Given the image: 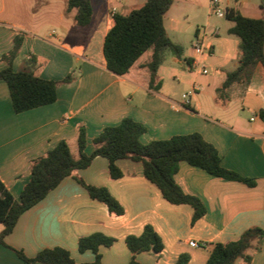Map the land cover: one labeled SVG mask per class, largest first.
<instances>
[{
    "label": "crops",
    "instance_id": "obj_1",
    "mask_svg": "<svg viewBox=\"0 0 264 264\" xmlns=\"http://www.w3.org/2000/svg\"><path fill=\"white\" fill-rule=\"evenodd\" d=\"M210 2L173 0L164 24L172 41L182 46L183 54L181 58L164 54L158 70L162 86L155 91L149 88L150 73L145 67L150 51L123 76L107 69L103 55L105 36L114 26L112 10L128 14L145 1L130 5L128 0H91L92 20L80 27L74 21L76 11H67L68 0H0V71L8 66L3 55L11 50L20 33L24 40L13 61L14 70L33 56L34 72L42 78L60 80L74 68L79 72L75 81L58 87L55 103L21 113L13 110L8 85L0 80V179L15 198H20L30 180L34 159L44 156L63 139L77 156L76 139L81 126L87 133L85 151L91 154L93 141L102 130L118 125L125 117L146 126L141 136L144 144L199 132L217 148L224 167L257 180L255 187H249L181 162L175 176L177 183L207 208L206 215L193 224V208L168 202L160 189L146 179L141 163L119 160L123 176L114 180L108 160L97 156L89 167L66 177L20 216L5 238L7 246L0 245V264H28L13 249L33 258L41 250L55 247L67 249L77 263L92 262L93 252H80L78 241L98 232L116 239L111 247L100 248L102 263L129 264L132 254L125 239L142 234L146 225L153 226L160 235L164 249L139 254L141 264H175L182 254L190 255L188 264H207L212 244L237 240L253 226L264 229V122L259 117L264 108V66L257 65L248 85L235 84L224 99H218L217 90L227 73L238 65L239 40L228 34L233 25L229 20L226 35H222L221 27L212 21ZM234 2L230 5L222 0L221 6L225 11L239 10L249 18L264 17L261 0ZM123 7L127 8L125 13ZM200 8L208 13L202 22L205 44L213 50L209 56H198L193 49L200 25L188 20ZM51 26L54 27L49 31ZM85 29L88 30L83 36ZM191 64L197 69L206 65L209 73L193 70ZM175 81L184 86L181 94L172 84ZM194 85L201 90L185 104L183 94ZM78 178L107 187L123 206L124 214L110 215L105 204L92 199ZM2 230L0 223V233ZM192 241L199 246H191ZM235 264L247 263L238 259ZM250 264H264V242Z\"/></svg>",
    "mask_w": 264,
    "mask_h": 264
},
{
    "label": "trees",
    "instance_id": "obj_2",
    "mask_svg": "<svg viewBox=\"0 0 264 264\" xmlns=\"http://www.w3.org/2000/svg\"><path fill=\"white\" fill-rule=\"evenodd\" d=\"M172 4L173 0H146L142 6L132 9L128 14L116 13L113 16L114 26L106 34L103 44V55L110 72L119 76L127 74L150 51V59L145 64L150 73L149 88L160 90L162 81L158 78V70L163 64L165 51L171 50L177 58L183 54L182 46L172 41L164 24L165 14ZM261 7L264 10V0H261ZM72 10L76 11L74 21L77 26L90 24L93 14L91 0H68L67 11ZM225 17L233 24L228 34L239 40V59L236 69L227 73L222 87L217 90L219 100L226 97L227 90L233 85H248L257 65L264 66V17L249 18L236 9H228ZM23 40V34L15 36L13 47L2 57L8 66L0 71V80L8 85L16 113L55 103L58 87L72 83L79 76L78 68H74L60 80L42 78L34 72L33 56L19 70H14L13 61L21 51ZM259 117L264 122V108L259 111ZM146 131L144 124L125 117L118 125L105 127L93 141V152L87 154V133L85 127L81 126L76 139L78 155L72 153L69 142L63 139L44 156L34 159L31 162L30 180L19 199L0 179V223L3 225L0 245L7 246L5 238L11 234L25 211L39 203L66 177L89 167L97 156L108 160L110 177L114 180L123 176L117 164L119 160L130 159L141 163L146 179L160 189L168 202L174 205L186 204L193 208V224L206 215L207 208L201 199L185 193L177 183L175 176L181 162L249 187L257 184L255 178L224 167L217 148L199 132L174 135L169 139L144 144L141 136ZM78 181L92 199L105 204L110 215L124 214L123 206L107 187L88 184L81 178ZM115 241V238L99 232L80 238L79 251H91L95 256L88 263H77L70 252L62 247L41 250L33 258L27 257L21 250H13L28 264H103L100 248L111 247ZM263 242L264 229L250 227L237 240L212 244L207 264H235L238 259L250 264L253 255L261 251ZM125 243L132 254L129 264H141L137 257L143 252L160 253L164 249L162 238L151 225H146L140 235L127 236ZM189 260L190 255L182 254L175 264H188Z\"/></svg>",
    "mask_w": 264,
    "mask_h": 264
},
{
    "label": "built area",
    "instance_id": "obj_3",
    "mask_svg": "<svg viewBox=\"0 0 264 264\" xmlns=\"http://www.w3.org/2000/svg\"><path fill=\"white\" fill-rule=\"evenodd\" d=\"M221 2H222V0H211V2H210V14H215L218 17H225L226 16V11L223 10V8L221 6ZM115 14H116V8H114L112 10V15L114 16ZM205 36H206V32H205L204 28H200L197 30V34H196V37H195V40L193 43V49H194L195 54H197L198 56H202V55L209 56V55L213 54L212 48L207 47L205 44V41H204ZM189 67L193 70H198L202 74H208L209 73V69L206 65H202L199 68L200 70L197 69L195 67V65H193V64H191ZM199 90H201V87L194 85L187 93H184L183 94L184 103L189 104L191 95L196 94ZM190 245L193 247L199 246L194 241L190 242Z\"/></svg>",
    "mask_w": 264,
    "mask_h": 264
},
{
    "label": "rangeland",
    "instance_id": "obj_4",
    "mask_svg": "<svg viewBox=\"0 0 264 264\" xmlns=\"http://www.w3.org/2000/svg\"><path fill=\"white\" fill-rule=\"evenodd\" d=\"M128 1L131 3L130 5H137V3L139 2V0H128ZM142 1H146V0H142ZM227 1H229L230 5H234V3H235L234 0H225V2H227ZM130 9H132V8H130ZM200 9H202V8H200ZM126 11H127V8H124L123 7L122 8V12L125 13ZM207 15H208V13L205 12V10L202 9V10L198 11L196 14H191L188 22H191L192 23L194 21H197V23H199V25H200L199 27L200 28H203L204 27V23L202 21L207 17ZM212 16H213L212 21L216 22L221 27V33H222V35H226V30H225L226 28L225 27H226L227 24H229L228 20L225 19V18H222V19L220 18L219 19L214 14ZM53 27L54 26H51L50 28H48L49 31H51L53 29ZM85 30L86 31H83L84 32L82 34L83 36L87 33V30L88 29H85ZM192 37H193V35H192ZM51 39L52 40H55V38H53V37H51ZM185 39L188 40L189 39V36H186ZM172 53L173 52L171 50H167L165 52V54L167 56H169ZM147 54H149V52ZM172 84H173L174 87H176V89L179 91L180 94L184 91L183 90L184 89L183 84H180L177 81L173 82ZM200 96H202V95H200ZM247 115L249 116V114H247Z\"/></svg>",
    "mask_w": 264,
    "mask_h": 264
}]
</instances>
